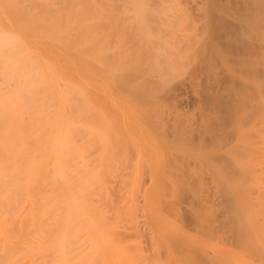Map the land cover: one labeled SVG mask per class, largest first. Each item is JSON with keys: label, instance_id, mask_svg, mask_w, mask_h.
<instances>
[{"label": "bare ground", "instance_id": "obj_1", "mask_svg": "<svg viewBox=\"0 0 264 264\" xmlns=\"http://www.w3.org/2000/svg\"><path fill=\"white\" fill-rule=\"evenodd\" d=\"M63 1L64 0H0V213L5 212L4 214H2L7 215L2 219L0 217V237L4 241L3 245L0 247V264H31V253L34 250L39 249L42 246L41 243H45L44 240L46 236L52 234H54L55 240L57 241V252L61 253L62 251H65L69 253L71 248L68 247L67 244L78 240V237H80L78 236V234H80L79 232L82 231V229L86 234L89 233V235H87L91 236L89 238H92V241L88 239L89 242H91V248H89L90 250L84 253L82 252L80 254H76V260H79L78 264H95L96 261L104 264V260L107 259L106 257H109L114 253L112 251H110V253L106 248L109 249L110 247L115 250L114 245H116V242H113L115 241L114 239L111 243L112 245L110 244V242L109 244L107 243L108 241L106 242V240H109L111 238L110 236H106L108 235L107 232L109 229L106 230L107 232H101V230H103V225L105 226V224H107L106 227L109 228V225L112 226V224L110 222V224L107 223V221H105L106 223L104 224V221H102L103 224L101 227L100 222L101 220H103L101 218L104 217L101 213V215L98 216L97 212V216H101V218L98 219L101 220H97V216H95L96 218H94L92 214L93 212L91 210V208H93L91 207L92 204L89 205L87 202L88 199H85L87 196L84 195V193L89 190V188L87 187L91 186L93 183L92 181H90V176L92 177V175L88 171V168L90 166L83 163L81 164V161H77L78 159H76V156L77 158H80V156L78 157L79 151H83L80 146L82 145L83 147L85 145L88 148L87 144L90 145V142H86V140L89 141V139L86 138H91L92 135L93 137L96 136L92 134L93 131L97 132L96 134H98L99 138L100 136H102V134H106L102 133L100 135V133H98V129L103 128L102 131H105L104 126L101 125L100 127L98 125V127L95 124V126L98 127L95 130H93L95 127H93L92 129L89 126V128L93 131L85 132L88 134L91 133V136L85 135L86 133L83 131V128H80L83 133H81L80 130H77L78 132L80 131L82 135H84V138L86 136L87 137L85 139L83 138L85 140L84 144H82V139V143L78 142V140H80V138L82 137L78 138L76 142L72 138L75 144H81L75 145L76 147L73 146L74 143L71 142L70 136L72 137V133L77 129V127H73V123L79 124V121H81V119L84 120V118L77 119L74 116V113L76 112L75 115H78L77 117H83V114H85V110L90 107V105H88V108L84 110L82 107H80L83 102H79L80 99H77L81 97V100L82 98L83 100H85L84 98L86 96V99L88 98L87 102H89L90 96L88 97L87 95H92L90 92L94 91H90L89 88V94L87 93L85 96H81V91H83L82 84H85L87 82V84L85 85L90 86L88 84H90L92 78H95L96 74H98V76L99 74L101 75V73H98L100 72L98 69L100 68L101 64L106 63L105 66L104 64L102 66H108V69L109 66H113L112 63L110 65V62L107 58L102 59L106 55V53L103 56H100V54L104 52V48L106 51V47L102 44L103 39L101 40V36H99V33L103 34L104 30H106L105 32H107L109 31L108 28H111V31L109 32H114L112 34H115L118 24L117 26L115 22L112 24V22L110 21L112 18L101 15L102 11H100L101 14L98 13V8L94 7L95 5L91 0V5L87 4L89 2L88 0H76L77 2H75L74 0H70L71 2L69 0H66L68 3L66 1H64V3ZM84 1H86L85 3L86 6L88 5V7H84ZM55 2L64 5L68 4L67 7L69 9L65 6L63 7L64 9H62V5H56ZM69 2L70 4H74L70 5ZM209 2L208 12L206 16H204L205 18L203 20V23L206 24V30L208 32H211L214 37L218 38L219 49L217 51L216 49H214L216 52L214 50V52L209 51V55L207 54L208 57L206 54L204 55V57H206V60L203 59L204 62H202L201 66V68L203 69L200 68L201 71L199 70L202 73L200 74L199 72V78H202L200 79V81H203H201L202 83L200 81L199 82L203 84V87L200 86V89L202 88L200 90L201 98L198 96L200 98V101H198L197 98V101L195 102H197L196 104L200 105L201 108L200 109L199 106L196 105L198 107V110H201L200 113L198 112V114L201 115V117L199 118H201L200 122L202 127H200L202 128V131L198 126L200 128L199 132L201 131L200 133H198V136H200L198 137L199 141L197 139V141L195 142L196 144H191V146L196 151L195 146L198 144L197 146L199 149V153L197 152V155L199 154L198 158H200V162L196 163V166L194 165V162V170L191 171L198 170L200 166V172L197 171L199 174L196 173L197 177L196 175L195 177L197 179H194V174L192 173H195L196 171H190L192 174V176H190L186 165L188 164V162H186V164H184V167L187 168V170L185 172V169L183 168L184 170L182 169L181 173H186V175L189 174V177L183 175L184 177L181 178H185L182 180H186V178L188 177L189 182L190 178L191 180L194 179V184L196 183V180H199V182L196 184L198 186H201V188L199 187V191H201L200 200H198L201 201V203H197V206L201 204V207L199 206L201 211L199 210L200 214L198 215H200L199 217H202V219L197 217L198 215L195 211H198L199 207H195V209L191 208V210L193 209L194 212L192 211V213L191 211H189L190 214L189 212L187 214L189 215V217H192L191 214L194 215L191 220L194 225L197 223V221L199 223L196 224L199 228L198 229L196 227L198 231L196 228H193V230L196 229L197 232H195L197 235L200 232L197 237L199 238L204 234L206 236L209 231L210 234L211 231L212 233L215 231L212 237L218 236L223 233L222 237L219 238V236L218 238L220 240L222 239L225 241H233L231 242V244L229 243V241L228 244H230V246L233 245V247H230L232 248V250L234 249V246L237 250H234L235 252L230 251L233 253L232 254L228 251L230 250V248L224 250V248H228L227 246L224 247L223 250H219L221 247L217 249L214 248L213 245H211L212 248L210 250H212L213 248L215 250L210 252L208 251V248L210 246L208 244V250H206L210 252V255L209 253L205 252V250H202V252L201 250H198L205 247H201L202 242H204L203 239H205L204 237H201L202 239L199 238V240H197L198 238H195V234L193 238L194 240L189 241L191 236H193L192 234H189L190 236L186 235L188 238L190 237L189 240L184 235L188 233L185 232L182 236H185L184 238L189 241L190 246L187 247V250L188 248H191V254H194V249L197 247L196 245L200 246L198 249L196 248V250L200 251L201 253V256L199 255V258L202 263H205L209 260L211 261L212 258H214L213 260H215L216 256H218V260H221L219 259L221 255L224 254L222 257H226L229 255L228 254L225 256L227 252L232 254L231 259L237 260V258L240 259L241 256H244L246 258L247 255L245 254L249 253L247 249L249 248V250H251L252 252V250L254 249L253 246H255L253 242H256L259 237L261 238V243L259 242V240L257 241V247L259 249L255 248L256 253L254 249L253 254L255 255V257L257 256V254H259L258 256L260 261L258 260V258H256L255 262L257 261L258 263L259 261V264H261V259L264 258V250L258 253L257 249L260 250V248L262 249V247L264 249V245L262 246V244H264V239L262 240V238L264 237V235L262 234L264 233V227H262L261 225L262 223L264 224V208H262L264 207V196L262 195L264 194V189L259 186V183H262L261 185L264 187V0H210ZM77 3L79 8L83 7V9H86V11L83 12L82 8H80L79 10L78 7H75ZM79 3L81 4V6ZM69 5L73 8L75 7V12L72 11L73 8H70ZM57 6L60 7L58 8ZM90 6L93 7V9L91 8L88 10ZM91 10L95 12L93 13L94 15L96 13L100 15L97 14V16L95 15L96 17L94 18ZM81 12L83 14H81ZM89 12L91 13L89 14ZM87 14L88 16L91 15V17H88ZM150 14H152V10L149 9L139 8L138 10H134L133 14L131 15L132 20L129 19L131 23L130 21H128L129 24L127 25V22L123 20L122 23L125 26L122 25V31L118 33H121L123 36L125 35L127 37L135 36L137 35L136 33L142 34L143 32L140 33L141 31L138 30L144 27V25L146 24L145 22L147 21L146 17H149ZM90 18L92 20L96 19L97 22L94 20V22H92L93 24L95 23L96 26L95 24L93 25L92 23H90L91 21L89 22V20H91ZM97 18L100 19L97 20ZM143 18L145 19L143 20ZM106 22L108 23V26L110 25L109 27L107 26ZM105 25L107 26V28H103L105 27ZM131 26L133 27V31L135 30V33H128V31H126L128 27L130 29ZM113 28L115 30H113ZM96 32L98 33L97 36L100 37L98 39L97 36H95L97 34ZM126 33H128L129 35ZM133 33L134 35H132ZM221 38H224V41H221ZM130 39L132 40V37ZM99 43H101V46L98 45ZM96 46H98L99 48ZM101 48L103 51L100 50ZM92 49H99L98 51L101 53L96 50L98 52V54H96ZM89 51H92L93 53H90ZM107 53H109L108 50ZM116 54L113 53L112 55L116 56ZM67 55H69V57ZM84 59H87L88 62H86L85 60V63L87 64L91 59L92 60L89 65L86 64L84 66ZM94 60L96 62H99L100 66L98 65L99 63H94ZM69 61L73 62H71V66ZM68 64L69 66H67ZM91 64L93 67H91ZM94 64L96 67L94 66ZM76 65L78 67L83 65L85 68L89 66V68H87L89 69V72L84 73L85 68L83 67L81 69V72L83 71L82 75L80 73V70H77L76 73V70L74 69L78 68ZM115 67L116 66H114L113 69ZM117 68L115 69L116 71ZM68 69L69 71H72L74 69L72 72H75L76 74H78V76L80 73V78L82 79L83 77V79L79 81V83H81L82 86H77L76 83L72 81L73 74L75 73L71 74V71L69 72ZM87 69L85 71H87ZM111 69L112 67L109 70L111 71ZM122 71L119 72V78L122 77V79L119 80L122 81L124 79V81H126V84H128L129 86L133 85L134 82L132 77L130 78L132 81L129 80V77L132 76L130 75V72L127 74L125 70ZM124 71L126 74H124ZM86 74L89 77H92L91 80L90 78L88 79V76H86ZM120 74H123V76L126 78L128 76V78L125 79ZM78 76H74V78L76 79L73 78V80H80ZM82 81H84L85 83H82ZM93 82L95 83V79ZM136 84L137 83H135L134 88H136ZM93 87L94 86L92 85V88ZM86 88L88 89V87L85 86L83 92H87ZM96 91L98 92L97 88L93 92V94L97 93ZM78 92L79 95L76 94ZM74 93L76 95L75 97H73ZM68 94H70L69 96L72 95V97H69L67 99L66 97L68 96ZM84 94L85 93H83V95ZM136 96L141 97V95L139 94H137ZM94 99L98 100V102L99 100H101V98ZM136 100L134 102H137L139 104V102ZM188 101L187 104H189ZM76 102H78V104ZM98 102L97 104L99 105L103 104L101 106L102 108L99 106L102 109V112L103 108L105 109V107L107 106L109 109L110 104L112 103L109 102L107 105L108 101L103 103ZM192 102L194 101L192 100ZM86 104L88 103H85V107H87ZM118 104L119 103H116L114 105H117L119 107L115 108H117L119 112L121 111V114L125 113L123 112L125 109L130 110L133 106L129 103L128 104L131 105V107L127 103H122L120 105ZM191 104L194 106L193 103ZM75 105L80 106L74 107ZM112 105L113 103L111 104V106ZM123 106H125V108ZM72 107H74V112ZM79 107L83 109L82 111L84 112H82ZM93 107L94 106L90 108L93 109ZM134 107L135 106H133V108ZM96 108L97 107H94V113H92L91 116L87 117L88 119L90 118V121L87 118V120H84V123L81 121L82 124H87L85 128L88 126L89 122H91V119L94 118L92 116L98 115V113L96 112ZM100 108H97V110L100 111ZM121 108H124V110H120ZM80 112H82V116L79 114ZM88 112L92 111L89 110ZM97 117H99V115ZM73 118H76L77 121L75 120L76 122H72ZM137 118H140V121L137 122V124H135L136 121L134 118L133 119L135 122L131 120V125L134 126L135 124V128L136 126L138 128L139 125H143V121L146 120V117L144 116L143 118L142 115ZM142 118L145 120L142 121ZM27 120L29 121L27 122ZM93 120H95V118L92 119V121ZM92 124L94 123L91 122L90 125L94 126ZM198 124H200L199 121ZM84 125L81 127H84ZM123 127L124 126H120V130H122ZM157 127H159L158 130L161 129V125ZM89 128L84 130H89ZM77 131L73 134L76 139L80 136ZM75 134H78L79 136L76 135V137ZM104 135L102 136V138L104 137L105 139H108ZM93 137L91 138L92 143L94 140ZM104 138L103 142H107V140L104 141ZM127 140L129 141V139L118 140L117 138L116 141L115 138L116 143H114V139H109L108 143L111 145L113 143L116 146L113 145L114 147H109L110 145H108L107 147V145H104L105 147H103V150L106 151V149H112L113 152L118 151L117 154H121V151H123L124 148V151H129L130 154L131 149H127V147L129 148V146H127L129 145V143H127ZM132 140H130V142L134 143V139ZM117 143H119V145ZM132 143L131 145L133 146ZM93 145L95 144L93 143ZM121 145H123L124 147H122ZM78 146L81 150H79ZM85 146L83 147L84 150L86 149ZM118 146L122 147H120V151L119 149H115V147L117 148ZM76 150H78V152H76ZM112 150L111 153L114 156L113 158H118L120 155H117L115 153L117 155L115 157V154L112 152ZM133 150L134 148H132V154L133 156H135L136 153L134 154ZM135 150L140 151L137 149ZM188 150H190V147ZM106 152L108 153V151ZM75 153H78V155H75ZM111 153H108V156L111 157ZM125 153L127 154L128 152ZM193 153L195 152H192L190 154L188 153V156H190V162L192 161L191 159L194 155ZM97 157L98 155L95 158L97 159ZM104 157L107 158V154ZM102 159L103 158L101 157V160ZM72 160L73 162H77H74L76 165L78 164V162H80L78 168H76ZM116 162L119 164L118 161ZM191 163H189L190 165H188L190 169L192 168ZM115 164L116 163H114L113 166L118 165ZM198 164L200 165L198 166ZM50 165L54 166V173L56 171L60 173L57 178H54V175L50 174V171L48 170ZM85 166H87V169ZM150 166L152 167V165ZM70 167H74L75 170L78 169L77 171H80L77 172L78 176H81L79 177L80 180H76V177H74L77 176L75 174L76 171L73 172L74 175L73 173L71 175V171L74 170ZM195 167H197L198 169H196ZM51 172L53 173L52 170ZM153 176L154 174L152 175V177ZM186 181H182L184 183V186L186 185V183H188V181ZM89 182L91 183V185H89ZM95 182L97 181H94V183ZM193 182H191V184ZM191 184L188 183L186 187L181 184L183 188H185V190L183 189V191H187L186 193H189L188 190H190V193L194 194L193 192L197 191L199 188L195 187L196 190L194 191L193 186H196V184L193 186ZM188 185H190V188L192 187L191 189L193 191L189 188L186 190ZM95 186L93 184V186L90 187L89 191H91V188H94ZM224 186L227 187V189ZM261 188L263 192H259L261 191ZM19 192L22 194H27V196L30 198L27 201L23 200L21 197L22 195H20ZM32 192H34V194ZM256 192L261 194L255 195ZM31 193L32 196L30 195ZM58 193H60L61 195L57 196ZM253 194L256 197L253 196ZM19 195L22 200L18 198ZM198 195L197 199H199ZM251 195L257 200L251 198ZM261 196L263 197L261 198ZM258 197L263 201L258 200ZM248 200H250L253 205L250 204ZM252 200H254L255 202L258 201L256 202V208L254 207L255 202ZM259 201L263 204L261 205ZM109 203L111 204V202ZM109 203L107 205H109ZM248 203L250 204V207L252 205L256 210H258L257 213L255 212L256 215L254 213L255 209L253 210V207H251V209L249 210H251L252 213L251 211H249L250 216H248V212L246 211V208H249L246 207ZM11 204H13L14 207L9 212L7 208ZM66 206H68V208L71 210V214L69 216L61 214V211ZM258 206L260 207L258 208ZM3 208L6 209V211ZM212 210L214 211L213 213ZM260 210H263V215H261L262 213L259 214L261 212ZM243 211L247 212V216L244 215L245 213ZM208 213H211L212 217L209 216L210 214L208 215ZM207 215L209 217V221L207 219ZM252 215L253 217H258H256L257 219L254 218V220L258 221L257 223L252 219ZM44 217L45 221L47 219H51L53 220V222L50 223L49 226H47L44 222ZM245 217H248L247 220L249 223H251V225H248L247 220L245 224ZM198 218L201 221L198 220ZM104 219L107 220V218ZM188 219L189 218L187 217L186 222H188ZM259 221L262 222L260 223ZM190 222L187 224H190ZM216 222L218 223L216 224ZM190 225H192V223ZM198 225H201V230ZM32 226H35L37 230L36 232H34L35 235L33 236L31 235L33 231L30 230ZM94 227L96 228V230L94 229ZM106 227H104V230L107 229ZM186 227L188 228L189 226L186 225ZM186 227L185 229H187ZM257 228L258 231L256 230ZM259 228H261L260 232ZM85 229H89L88 231L92 229V231L96 232H86ZM216 232L218 233L216 234ZM10 233L14 234V238H10ZM102 233H106L105 236L110 238L105 239L104 236L101 235ZM92 234L94 235L92 236ZM248 236L251 237H249L248 239ZM207 237L209 238L210 235L206 236V238ZM252 238H254V240ZM41 239L43 241H41ZM181 241L183 240L181 239ZM215 241H213V243ZM105 242L108 244V247L104 246ZM190 242L196 243V245L192 244V246ZM221 242L222 241H220V243ZM250 242H252L253 244ZM218 244L219 243H216L215 247H217ZM221 244L226 245L227 243ZM221 244H219L218 246H220ZM191 246L196 247H194L193 249ZM15 247L18 248L19 253V257L17 260L13 258L10 252V249ZM190 250H188V252ZM196 250L195 252H197ZM244 250H246L248 253H246ZM219 251H224L225 253L220 254ZM251 252L250 255L253 256ZM197 255H195V257L198 259ZM28 256L30 257L29 260H24ZM251 256L249 258H251ZM70 257H75V255L70 254ZM229 257H227V259ZM248 257L247 259H249ZM222 259L224 260V258ZM231 259L228 260L231 261ZM239 259L238 263L242 261V259H240V261ZM251 259H255L254 256ZM223 260L219 262H222ZM236 260L235 262L237 263ZM224 261H226V259ZM230 261L229 263L232 264V262ZM244 261L242 262L244 263ZM249 261H251L253 264L254 260H248V262ZM223 262L220 264H224ZM263 262L264 261H262V264H264ZM58 264L69 263L59 261Z\"/></svg>", "mask_w": 264, "mask_h": 264}, {"label": "rangeland", "instance_id": "obj_2", "mask_svg": "<svg viewBox=\"0 0 264 264\" xmlns=\"http://www.w3.org/2000/svg\"><path fill=\"white\" fill-rule=\"evenodd\" d=\"M64 1H66V0H64ZM74 1L77 2L80 0H77V1L74 0ZM88 1L89 2L87 4H89V5L92 4V3L90 4L91 1L93 2V4L95 5L94 7L98 8L97 10H99L98 13H100V11H102V14L100 13L101 15H104L105 17H108V18H112L110 20L112 22V24L114 22L116 23V26L118 24V27L116 28L117 31L115 32V34H112L114 32H112V33L109 32V31H111L110 30L111 28H108L109 31H107V32H105L106 30H104L103 34L99 33L100 34L99 36H101V40L103 39L102 44L106 47V51H105V48L103 47L104 52H102V54H100V56H103L106 53V55L102 59L107 58L110 62V65L112 63L113 66H109V69L112 67L111 71L107 68L108 66L107 67L102 66L104 63L101 64V66H100V63L96 62L94 60L95 61L94 63H96V64L99 63L98 65L100 66V68L98 70L100 72H98V71L97 72L101 73V75L99 74V76H98V74H96L95 78H92L86 74V76H88V79L90 78V80H91V78H92V80H91L90 84H88L90 86L85 85V84H87V82L85 83L84 81H82V83H85V84H82L84 87V88L82 87L83 91L85 89V86L88 87V89L86 88L87 92L81 91L82 94H80V95L85 96L87 93L89 94V88H90V91L91 90L95 91L97 88L98 92L96 91L97 93L93 94V92H94L93 91V92H90L92 95H87L88 97L90 96L89 102L92 103V104H90L89 102H87L88 98L86 99V96L84 98L86 101L83 100V98L81 100V97L78 98V95L80 92V90H79V92L76 93V94H78L77 100L80 99L81 101L79 100V102H83L84 104L82 103L81 106L75 105L74 107L80 106L84 110L88 108V105H90V107L94 106V107L100 108L103 104H101V105L97 104L98 100H95L94 98H96V99L101 98V100H99L100 103L108 101L107 105L109 102H112L113 105L111 106V104H112L111 103L109 109H108V106L105 107V109L103 108L104 113L101 111L102 107L100 108V111H98L96 108V112L98 113L99 117H97L98 115L92 116L95 118V120H93V121H92V119H94V118L91 119V122L94 123L92 125H94V126H91L90 125L91 122H89V124L86 128H85V126L87 124L84 125L81 123V121L84 123V120L88 116H91L92 113H94L93 112V111H95L94 107H93L94 110L91 109L90 107H89L90 109L88 108L92 112H88L89 111L88 109H87L88 111L85 110V114H83V117H77L78 115L76 116L75 115L76 112H75L74 116L77 119L84 118V120H82V119H81V121L78 120L80 122L79 124L76 123L78 126L73 123V127H77V129L74 130V132L72 133V137L70 136L71 142L74 143V144L72 143L73 146L81 145V144H79V143H82L81 139L83 140L82 144H84V142H85L84 139L87 136L84 138V135L81 134L83 132H82V130H80V128L81 129L83 128L84 132L85 131L92 132L93 130H95L99 126L101 127V125H102V126H104L105 131L104 132L102 131L103 128L98 129L99 130L98 133H100V135L102 133H106L105 135L102 134V136L104 135L106 138H108V139H105L103 137L104 141L107 140V142H103L102 136H100V138H99L98 134H96L97 132H95V131L92 132V134H94V136L96 135L95 137H93V135L91 136L90 135L91 133L88 134L85 132L86 133L85 135H90L91 138L93 137V139L95 140V142L93 140V143L95 145H93L91 138L87 137L86 139H89V141L86 140V142L87 143L90 142V145L87 144L88 148L84 145L86 147V149L84 150L83 149L84 146L82 147V145H81L80 147L83 151L82 152L79 151V155H78V153H75V155L77 154L78 157L80 156V158H77V156H76V159H78L77 161H81V164L83 163V164L89 165L90 166V167L88 166L89 167L88 168L89 173L92 175V177L95 176L94 178H92L90 176V181H92L93 183L91 185V183L89 182L90 183L89 185H91V186H89L87 188H89V190H90V187H92L93 184H94V186L98 184L97 186L94 187L95 189L91 188V191L88 190L84 193V195L87 196V197L85 196L86 197L85 199H88V201L86 200L88 202V204L89 205L92 204L91 207H93V208H91V207L90 208L93 212L92 213L93 217L96 218L95 216H97V212H98V216L102 214V216L104 218H107V220H105L104 218H101V216L100 217L97 216V218H96L97 220L103 219V220H101V222L104 221V224L106 223L105 221H107V223L110 222L112 224V226L109 225V228L106 227L107 224H105V226L103 225L102 229L104 230V227H106L107 229H105L104 231L101 230V232H105L106 230L109 229L108 232L106 231L108 234L106 236H110L112 239L110 237H109L110 239L108 237H106L105 236L106 233L101 234L102 236H104L105 239H109V240H106V242L108 241L107 242L108 244H109V242L111 244L113 239L115 240L113 242H116V245H114L115 250L110 248V247H109V249L106 248L107 250H109V252L112 251L114 253L111 254L109 257H106L107 259L104 260L106 263L104 262V264H201L202 261L199 258V255L201 256V253H200V251L196 250V248L198 249L200 246L196 245V243H192L193 242L192 241V242H190L191 245L194 244L197 246V247L194 246V247H196L195 249H194V247H192L193 245L191 246L194 249V254H191L192 253L190 250L191 248L190 249L188 248V250H190L189 252L187 250V247L190 246L189 241L194 240L193 238L199 229L196 225L198 223V221L195 225L191 221L192 217L194 215L191 214L192 217H189V215H187V214L189 211H191V212L193 211V209L191 210V208L195 209V207H199V206L201 207V204L197 206V203H201V201H198V200H200L201 191H199V190H200L201 186L200 185L198 186L196 184L199 182V180L198 181L196 180V183H195L196 186H193V185H195L193 180L197 177V174H199L197 171H199V169H200V166H199L200 164H198L199 169L197 167H195L196 169H198V170H195L196 172L191 171V170H194L193 163L195 162L194 165L196 166L197 165L196 163L200 162L199 161L200 158H198L199 154L197 155V152L199 150L198 146H197L198 144L195 146L196 151L191 146V144H193V145L196 144L195 142L197 141L198 137H200V136H198L199 135L198 133H200L202 131V128H201L202 126H201V122H200L201 118H199V117H201V115L198 114V112L200 113L201 110L200 111L198 110V107L196 106L198 104H196L197 102H195V101H197V98H198V101H200V98H201L200 97V95H201L200 90L202 89V88L200 89V86L203 85V84H201L203 81L202 80H201L202 82L200 81V79H202V78H199V75L202 74L200 72L201 71L200 68L202 66V62H204L203 59L206 58V57H204V55L205 54L209 55V51L214 52L215 51L214 49H216V51L219 49L218 38L214 37L211 32H208L206 30V24L203 23V20L205 18L204 16H206V14L208 12L210 0H91V1L88 0ZM70 2H69V4H70ZM85 2L86 1L83 2L85 4L84 7H88V5L86 6ZM83 3H82V5H83ZM55 4L56 5L57 4L62 5L61 6L62 9H64L63 8L64 6L65 7L68 6V4L64 5V4L56 3V2H55ZM71 4H74V3H71ZM73 6H75V5H73ZM80 6H81V4H80ZM57 7L59 8L60 6H57ZM75 7H78L79 10H80V8H82L83 12L86 11V9H83V7L79 8L78 3ZM70 8H73V7L70 6ZM74 8H73V10L72 9L71 10L75 12ZM91 8L93 9V7L90 6V8H88V10ZM139 8L152 10V14H150L149 17H146L147 21L145 22L146 24L144 25V27L141 28L140 30H138V31H141L140 33H142V32L143 33L142 34L136 33L138 36L135 35V36H129V37H127L125 35L123 36L121 33L119 34L118 32L122 31V28H123L122 25H124L122 23V21L125 20L127 22V25H128L129 24L128 21H130L129 19H131V17H132L131 15L133 14L134 10H138ZM90 13L91 12H89V14ZM93 13H95V12L92 11V14ZM98 13H96L95 15L97 16ZM81 14H83V13L81 12ZM100 14H98V15H100ZM95 15L93 14L94 18L96 17ZM87 16H88V14H87ZM200 16L202 19L200 18ZM88 17H91V15ZM100 17H102V16H100ZM116 18H118V19H116ZM98 19H100V18H97V20ZM144 19L145 18H143V20ZM93 20L91 19V20H89V22L91 21L90 23H92V22L96 21V19L94 21ZM130 23H131V21H130ZM92 24H91V26H92ZM106 24L108 26L107 22H106ZM95 26H96V24H95ZM107 26L105 25V27H103V28H107ZM97 28H98V25H97ZM128 29H129V27H128ZM128 29L126 30V31H128V33H132L135 31V30L133 31L132 26L130 27L131 30L130 29L128 30ZM113 30H115V29L113 28ZM129 31H131V32H129ZM128 33H126V34H128ZM134 33L132 35H134ZM97 35H98V33L95 36H97ZM99 36H97V39L100 38ZM131 37H132V40L130 39ZM221 41H224V38H221ZM98 42H100V41H98ZM98 45L101 46V43H99ZM96 47H98V46H96ZM89 50H91V49H89ZM96 50L97 49H95L93 51L96 54H98L99 49L97 50L98 52ZM100 50H102V48ZM107 50L109 51V53H107ZM90 53H93V52L91 51ZM99 53H101V52H99ZM113 53H115V54L117 53L116 56L115 55L113 56L112 55ZM208 55H207V57H208ZM67 56L69 57V55H67ZM85 60H86V62H88L87 59H84L83 63H85ZM88 60H90V59H88ZM91 60H90V62H91ZM69 62H70V66H71L72 61H69ZM83 63H81V64H83ZM89 63L88 64L85 63L83 65L84 66L86 64L89 65ZM74 64H76V63H74ZM105 64H104V66H105ZM205 64H206V62H205ZM78 65H79V63H78ZM83 65H81L80 67H78L76 65L78 68H74V67H72V68H74L76 70V73H77V70H80V73L82 75L83 71L81 72V69L84 67ZM98 65H97V67H98ZM67 66H69V64ZM94 66H95V64H94ZM114 66H116V67L113 69ZM117 66L119 69L117 68ZM203 66H204V64H203ZM91 67H93L92 64H91ZM91 67H90V69H91ZM68 68H70V67H68ZM87 68H89V66ZM87 68H85V70ZM116 68H117V71L115 70ZM121 69L125 70L127 74L130 72V75H132V76L129 77V80H131L130 78L132 77L133 82H134V84L132 82L133 85L130 84L131 82L129 83L131 86L126 84V81H124V79L122 81L119 80V79H122V77L119 78L120 77L119 72L122 71ZM201 69H203V68H201ZM85 70H84V73L89 72V69H87V71H85ZM68 71H69V69H68ZM72 71H71V74L75 73ZM125 71H124V74H126ZM90 72H91V70H90ZM199 72H200V74H199ZM76 73L73 74V78H74V76L75 77L78 76V74H76ZM78 73H79V71H78ZM80 73L78 76L79 78L81 77ZM120 75L123 76V74H120ZM90 76H91V74H90ZM73 78H72V81L75 82L77 86H82L81 83H79V81H81L83 79V77H82V79L80 78V80H78V81L73 80ZM123 78L127 79L128 76H127V78L123 76ZM74 79H76V78H74ZM94 79H95V83L93 82ZM135 83H137L136 88H134ZM94 84H97V85H94ZM92 85L94 86L93 88H92ZM137 85H139V86H137ZM95 86H96V88H95ZM114 89H116V90H114ZM77 91H78V89H77ZM83 93H85V94L83 95ZM137 94L141 95V97L136 96ZM69 95L70 94H68V96L66 97L67 99L69 97H72V95L71 96H69ZM75 96L76 95L74 93L73 97H75ZM134 99L135 100L139 99V100H136L139 102V104L137 102H134L135 101ZM192 100L194 102H192ZM187 101L189 104H187ZM76 103L78 104V102H76ZM85 103H88V104H86L87 107H85ZM116 103H119L118 105H120L122 103H127V104L129 103L135 107L133 108V106L131 107V105L128 104L132 109H130V108H129L130 110L125 109L126 110L125 111L124 110L125 106H123L124 108H121L120 110L123 109L124 110L123 112H125V113L121 114L120 113L121 111L119 112V110L117 108H115V107H118L117 105H114ZM136 103H137V105H136ZM191 103H193L194 106ZM198 106L200 108V105H198ZM74 107H72V109ZM83 109L80 108L81 111ZM80 110H78V111H80ZM73 112H74V109H73ZM82 112H84V111H82ZM82 112H80L79 114L81 115ZM197 114L200 116H198ZM141 115L143 118L145 116L146 120L142 118V121L145 120V121H143L144 124L142 122L143 125H139L138 128L136 126V128H135L134 127L135 124H137V122H139L140 118H141L140 117L138 119L137 117H139ZM76 118H73L72 122H76L77 121ZM133 118L136 121L135 124L133 123L134 126L131 125V122H132L131 120H133V122H135ZM28 121L29 120H27V122ZM198 121L200 124H198ZM85 123H86V121H85ZM95 124H96V126H98V125L99 126L96 127ZM138 124H141V123H138ZM83 125H84V127H81ZM160 125H161V129L158 130L159 127H157V126H160ZM89 126L92 129H93V127H95V128L92 130L89 128ZM120 126H124L122 130H120ZM198 126L199 127L201 126L200 132H199L200 128ZM88 128H89V130H84V129H88ZM128 129H129V131H128ZM77 130H80L81 133H80V131L78 132ZM76 131L80 135L79 136L78 134H75V136L76 135L79 136V137L76 136L77 139L73 135ZM80 137H82V138H80ZM72 138L75 140V142H76V140H78V138H80V140H78L79 143L75 144V142L73 141ZM115 138H116V141H117V138H118V140L129 139V141L127 140L128 141L127 143H129V145L126 144L127 146H129V148L127 146L126 147L129 150L131 149L130 154H129V151H124V148H123V151H121L122 156L120 153L117 154V152H118L117 150H116L117 152H113V150L111 149L114 154L116 153L117 155H120L118 158H113L114 156L112 155L111 150L106 149V148L108 147V145H110L109 147L115 145L112 142H111L112 145L108 143L109 139H114V141H115ZM132 139H134L135 144L132 143L133 142ZM139 139L140 140L142 139V140L140 141ZM130 140H132V142H130ZM116 141L114 143H116ZM198 141H199V139H198ZM131 143L133 144V146L131 145ZM117 144L119 145V143H117ZM104 145L105 146L107 145V147L105 149H106V151H108V153H111V157L108 156V153L105 150H103L104 149L103 147H105ZM123 145H121V146L124 147ZM80 147L78 146L79 150H81ZM118 147L117 148L115 147V149H119V151H120L122 147L121 148L120 147L118 148ZM131 147L134 148V150L137 149L140 151H136V150L134 151L133 150V153L134 154L136 153L135 156H133ZM189 147H190L191 151L193 150L192 152L196 153V155H195V153H193L194 154L193 157L191 156L192 157L191 160L192 161L194 160L193 162L191 161L192 163L189 161L190 156H188L190 153H192L190 150H188ZM109 150H110V152H109ZM76 152H78V150H76ZM125 152H128V153L126 154ZM81 154H82V157H81ZM99 154L103 158L102 160H101V157L99 156ZM106 154H107V158L104 157V156H106ZM116 154H115V157L117 156ZM97 155H98L99 159H98V157H97V159L95 158ZM194 157H196L197 159ZM94 158H95V160H94ZM116 161H118L119 164ZM72 162H73V160H72ZM74 162H76V161H74ZM186 162H188V164H186ZM114 163H116L115 165H117V164L118 165L113 166ZM189 163H191V166L193 169L189 168V166H188V165H190ZM79 164H80V162H78L77 165L74 163L76 168H78ZM184 164L187 165V168L189 171L188 173H190V176H192V174H194L193 175L194 179L191 180V178H190V182L188 179L189 174L186 175V173L185 174L181 173L183 168L185 169V172L187 170V168L184 167L185 166ZM150 165H152V167ZM85 167L87 169V166H85ZM156 167H157L158 171H157ZM53 168H54V166L50 165L48 170L50 171L51 175H54V178L55 177L57 178L60 175V173L58 171H56L54 173L55 170ZM71 169L74 170V171H71V175L73 172L76 171L75 174L78 176L77 172H80V171H77L78 169L75 170L74 167H72ZM90 169H91V171L92 170L93 171L91 172ZM51 170L53 171V173L51 172ZM159 170H160V172H159ZM190 171L195 172V173L191 174ZM156 173H158V174H156ZM180 173L182 176L180 175ZM93 174H94V176H93ZM147 174H148V177H147ZM153 174H154V176L152 177ZM73 175H74V173H73ZM183 175L188 176L186 178V180L188 179L187 181L189 184H191V182H193L191 185L193 186L194 191L196 190L197 187L198 188L200 187L197 190L199 192L195 191V192H193L194 194H191L190 190H188V192L191 194L190 195L189 193H186L187 191L186 192L183 191V189L185 190V188H183V186H184L183 182L186 181V180H182V179H185V178H181V177H184ZM195 175H196V177H195ZM77 176H74V177H76L75 178L76 180H78L79 177H81V176H78V177ZM157 176H158V178H157ZM160 176H161V178H160ZM150 177H152L153 179ZM198 178H199V176H198ZM94 181H97L98 183L95 182V183H97V184H95ZM253 181H254V178H253ZM256 181H257V179H256ZM188 183H186V185ZM263 183H264V181H263ZM181 184H183V186ZM261 184L259 183V186L264 189V187ZM186 185L184 187H186ZM188 188L191 189L192 187L190 188V185H188L186 190ZM225 188L227 189V187H225ZM262 188H261V191H259V192H263ZM32 193L34 194V192H32ZM32 193L30 194L31 196H32ZM19 194L22 195L21 197L25 201H27L30 198L27 196V194H24V193L22 194L20 192H19ZM35 194H37V193H35ZM257 194L259 195L261 193L256 192L255 195H257ZM20 195H19V197L18 196L17 197L20 198ZM60 195H61L60 193L57 194V196H60ZM197 195L199 196V199H197ZM255 195L253 194V196H255ZM262 195L264 196V194H262ZM253 196L251 198L257 200ZM263 196H261V198ZM259 197H258V200H260ZM22 199L20 198V200H22ZM89 201H90V203H89ZM102 201H104V202H102ZM105 201H106V203H105ZM108 201L111 202V204ZM252 201H254V200H252ZM260 201H263V200H260ZM260 201H259V203H261ZM248 202H250V200H248ZM256 202H258V201H256ZM256 202L254 204V207L257 204ZM108 203H109V205H107ZM217 204H218V201H217ZM248 204L246 207H249V208H246V211L248 212V216H250L249 211H251V210H249V209H251V207H253L252 206L253 204L250 202V204H252L251 207H250V204L249 205ZM262 204L263 203H261V205ZM260 206H258V208ZM13 207H14L13 204L8 206L7 209L9 210V212L13 209ZM200 207L198 208V211L195 210L197 212V213L195 212L197 215L200 214L199 213ZM254 207H253V210L257 206L255 208ZM262 208H264V207H262ZM4 210L6 211V209H4ZM246 211L245 212L243 211L245 213V214L244 213L243 214L247 216ZM257 211L258 210L255 209L254 213L255 212L257 213ZM262 211L259 214H261ZM213 212L214 211L212 210V213ZM217 212H215V213H217ZM2 213H0L1 219L4 216H7L6 214L3 215L5 212L3 214ZM251 213H252V211H251ZM256 213H255V215H256ZM61 214L65 215V216H69L71 214V210L68 208V206H66L61 211ZM189 214H190V212H189ZM208 215L212 217L211 213H208ZM208 215H207V219L209 221ZM261 215H263V213ZM261 215H259V216H261ZM199 216L200 215H198L197 217H199ZM187 217L189 218L188 222H186ZM256 217L255 216L253 217V215H252L253 220ZM98 218H101V219H98ZM199 218L202 219V217H199ZM199 218H198V220H200ZM245 218L246 219H244V220H245V224H246V220L248 217H245ZM43 219H44V222L46 223L47 226H49V224L53 222V220H51V219H47L45 221V217ZM194 219H195V217H194ZM254 221H256V220H254ZM262 221H263V219H262ZM101 222H100V224H101L100 226L102 227L103 222L102 223ZM189 222H190V224L192 223L193 226L190 224H187ZM251 222H252V220H251ZM257 222L258 221H256V223ZM217 223L218 222H216V224ZM247 223H248V225L249 224L251 225V223H249L248 220H247ZM252 224H254V223H252ZM186 225L189 227L187 228ZM261 225H262V227H264L263 223ZM185 227L187 229H185ZM256 227H258V226H256ZM190 228H191V231H190ZM193 228H196L197 231H196V229L193 230ZM201 228L202 227H200V230H201ZM94 229L96 230L95 227H94ZM260 229L261 228H259V232H260ZM30 230L33 231V233L31 235L32 236L35 235L34 232L37 231L35 226H32ZM88 230L89 229H87V230L85 229L86 232ZM256 230L258 231V228ZM83 231L84 230L82 229V231L79 232L80 234L81 233L82 234L81 235L78 234V236H80V237H78V240L67 244V246L71 248L69 253L65 252V251L58 253L57 252L58 246L56 244L57 241L55 240L54 234L46 236V238L44 240L45 243H41L42 246L39 249L34 250L31 253V256H30L32 259L31 264H58L59 261L68 262L69 264H78L79 260H76V254L77 253L80 254L82 252L84 253V252L90 250L89 248H91V242H89V240H91L92 238L91 239L89 238V237H91V236H88L89 233H87L88 234L87 235ZM90 231H92V229ZM90 231H88V232H90ZM93 232L95 233L96 231H92V233ZM185 232L188 234H184ZM213 233L211 231V234H210V231H209V233L206 234V236L210 235L211 238L207 237L209 240L206 238L205 234L203 236L199 237L200 239H202L201 237H204L206 239L207 243L205 242V239H203L204 242H202L200 240L202 242L201 247L205 246L204 247L205 249L201 248L198 250H201V252H202V250L203 251L205 250V252L210 254V252L215 250L214 248L219 249L221 247L219 250H223V248L227 246L228 248H224V250L225 249L227 250L230 247H233V245L230 246L231 242H233V241L229 240L230 241L229 242V241L219 239L222 237L223 233L220 234V232H219L220 235L212 237ZM217 233L218 232H216V234ZM261 233H262V231H261ZM183 234L185 236L186 235L190 236L189 234H192L193 236H191V238L189 237L190 240L186 236L187 239L189 240L188 241L186 238H184L185 236L184 237L182 236ZM199 234H200V232H199ZM201 234H202V232H201ZM216 234H214V235H216ZM255 234H257V233H255ZM262 234L264 235V233H262ZM13 235H14L13 233H10V238H14ZM93 235L94 234H92V236ZM198 235L196 234V236H195L196 239L198 238L197 237ZM249 237H251V236H248V239H249ZM261 237H263V236H261ZM199 238L197 240H199ZM213 238H215L216 241H219V242H216L215 239H213ZM217 238H218V240H217ZM105 239H103V240H105ZM181 239L184 242L181 241ZM252 239L254 240V238H252ZM260 239L261 238L258 237L259 242H260ZM263 239H264V237L262 238V240ZM212 240L215 242L213 243ZM41 241H43V240L41 239ZM220 241H222L221 243H227L228 244V242H229L230 244H228L229 246L227 244L226 245L223 244L224 245L223 246L220 243ZM257 241L253 242L255 244V246H253L254 249L258 248L257 247L258 246ZM106 242H105L104 246L108 247V244ZM209 242H211V243H209ZM3 243H4V241L0 237V247L3 245ZM203 243H204V245H203ZM216 243H219L222 246L221 245L218 246L219 245L218 244L217 247H215ZM250 243H252V242H250ZM262 243H263V241H262ZM113 244H115V243H113ZM205 244H207V245H205ZM208 244L210 245L209 248L207 247ZM102 245H103V243H102ZM211 245H213V247H214L212 250H210L212 248ZM234 245H235V243H234ZM263 245L264 244H262V246ZM248 247H250V246H248ZM110 249H112V250H110ZM206 249L210 252H208ZM258 249H257L258 253L260 251L264 250L263 247H262V249L260 248V250H258ZM195 250L197 252H195ZM234 250H237L235 246H234L233 250H232V248H230V250H228V251L229 252L230 251L235 252ZM253 250L251 252V250H249V248H248L247 251H249V253L246 250H244L249 255L251 252L255 259H251L253 256L250 255L251 258H249L250 256L248 254H245V255H247V257L249 256L248 257L249 259H247V257L245 258L244 256H241L240 259H242V261H244V258H245V261H246V263H245V261H244V263L241 261L243 264H247V263L252 264V262L251 261L248 262V260H252V261L254 260L253 264L257 263V261L255 262V260H256V258H258V260H259V256H258L259 254H257L258 257L257 256L255 257V255L253 254L254 253ZM102 251H103V249H102ZM254 251L256 253V249ZM10 252H11V255L13 256V258L15 260H17L19 257L18 248H16V247L11 248ZM229 252H227V254H225V256L229 254L226 257H222L224 255L223 253H225L224 251L220 252V254L222 253L223 255H221L219 259H221V260H223L222 258H224V260L226 259V261H224V260H223L224 262L222 261L224 264H227V260L231 259V257H232L233 253L230 252V253H232V254H230ZM195 253H197L198 255ZM70 254L75 255V257L71 258ZM195 255H197L199 260L195 257ZM30 257L28 256L24 260L28 261ZM217 257L218 256H216V258ZM227 257H229V258L227 259ZM216 258H215V260H213L214 258H212L211 261H214L217 264L222 263V262H219L221 260H218V258L216 260ZM260 258H261V256H260ZM78 259H79V257H78ZM208 259H206V260H208ZM238 259L239 258H237V260L236 259H231V261L228 260V264H230L229 261L232 262V264H234V263L235 264H242L241 262L238 263ZM240 259H239V261H240ZM235 260L237 261V263L235 262ZM261 260L264 261V258ZM199 261H201V262H199ZM209 261H206L205 263H202V264H209V263L215 264L214 262H211V261L209 262ZM259 261L257 264H259ZM262 261L260 262L261 264H262ZM95 264H101V263L96 261Z\"/></svg>", "mask_w": 264, "mask_h": 264}]
</instances>
